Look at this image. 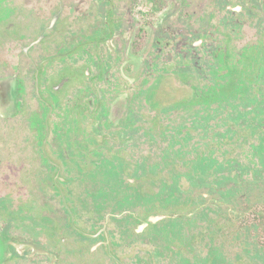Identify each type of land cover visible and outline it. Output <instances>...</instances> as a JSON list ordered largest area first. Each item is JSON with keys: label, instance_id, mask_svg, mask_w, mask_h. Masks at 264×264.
I'll return each mask as SVG.
<instances>
[{"label": "rangeland", "instance_id": "rangeland-1", "mask_svg": "<svg viewBox=\"0 0 264 264\" xmlns=\"http://www.w3.org/2000/svg\"><path fill=\"white\" fill-rule=\"evenodd\" d=\"M0 236L264 264V0H0Z\"/></svg>", "mask_w": 264, "mask_h": 264}, {"label": "flooded vegetation", "instance_id": "flooded-vegetation-1", "mask_svg": "<svg viewBox=\"0 0 264 264\" xmlns=\"http://www.w3.org/2000/svg\"><path fill=\"white\" fill-rule=\"evenodd\" d=\"M73 154V153H72ZM66 158H68V152L65 153ZM72 156H69L70 159ZM72 160H75L74 158ZM58 240L56 243L55 250V260L52 261V264H56L57 261L61 263V258L58 254V251L61 250V247L64 244L63 238L66 236H55ZM31 242L30 240H26L23 238H19L16 236H0V264H24V261H27V258H32L39 253H47V250L43 248V244ZM34 251V252H33Z\"/></svg>", "mask_w": 264, "mask_h": 264}]
</instances>
